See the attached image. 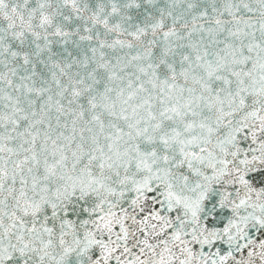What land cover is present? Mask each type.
<instances>
[{"label":"snow or ice","instance_id":"1","mask_svg":"<svg viewBox=\"0 0 264 264\" xmlns=\"http://www.w3.org/2000/svg\"><path fill=\"white\" fill-rule=\"evenodd\" d=\"M0 264H264V0H0Z\"/></svg>","mask_w":264,"mask_h":264}]
</instances>
